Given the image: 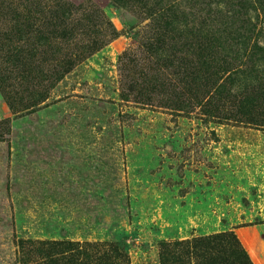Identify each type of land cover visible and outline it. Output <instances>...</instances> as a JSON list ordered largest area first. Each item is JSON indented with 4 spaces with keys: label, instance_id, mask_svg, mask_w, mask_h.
Here are the masks:
<instances>
[{
    "label": "rangeland",
    "instance_id": "obj_1",
    "mask_svg": "<svg viewBox=\"0 0 264 264\" xmlns=\"http://www.w3.org/2000/svg\"><path fill=\"white\" fill-rule=\"evenodd\" d=\"M68 1L33 72L0 39V264L34 263L19 238L157 264L219 231L264 264V0Z\"/></svg>",
    "mask_w": 264,
    "mask_h": 264
},
{
    "label": "trees",
    "instance_id": "obj_2",
    "mask_svg": "<svg viewBox=\"0 0 264 264\" xmlns=\"http://www.w3.org/2000/svg\"><path fill=\"white\" fill-rule=\"evenodd\" d=\"M73 6L75 4L68 0H0V24L4 23V26L0 27V39L4 40V72H15L20 74L19 76L33 72L35 67H38L34 66L35 57L47 53L44 48L48 46V40L55 36V25L51 16L47 18L44 14L57 10L69 11ZM57 21L61 30L56 32V37L67 39V30L63 27L66 19L58 18ZM162 24L165 32H168L175 21L171 18L170 21H162ZM113 34L114 32L111 36ZM255 54L256 59L262 62L264 47H257ZM248 56H254L252 48ZM41 71L48 72V69ZM262 95L264 98V89ZM18 247L22 252L21 261L25 263L34 261L33 264H130L127 252L119 243L19 238ZM29 254H34L36 258L32 261L28 257ZM157 264L253 263L233 231H219L172 242L161 241Z\"/></svg>",
    "mask_w": 264,
    "mask_h": 264
}]
</instances>
